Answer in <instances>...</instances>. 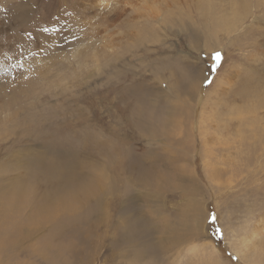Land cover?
Here are the masks:
<instances>
[{
	"label": "rangeland",
	"instance_id": "rangeland-1",
	"mask_svg": "<svg viewBox=\"0 0 264 264\" xmlns=\"http://www.w3.org/2000/svg\"><path fill=\"white\" fill-rule=\"evenodd\" d=\"M99 4L0 0V264H264V0Z\"/></svg>",
	"mask_w": 264,
	"mask_h": 264
},
{
	"label": "bare ground",
	"instance_id": "bare-ground-1",
	"mask_svg": "<svg viewBox=\"0 0 264 264\" xmlns=\"http://www.w3.org/2000/svg\"><path fill=\"white\" fill-rule=\"evenodd\" d=\"M128 1V0H127ZM118 2V1H117ZM133 2V1H132ZM99 5H100V9L99 10H103V11H105V12H107V13H110V12H112L114 9H116V5H115V0H99ZM123 4V3H122ZM129 4V3H128ZM132 4V3H131ZM93 5V4H92ZM118 10V9H117ZM134 10V9H133ZM148 10V9H147ZM96 11V10H95ZM152 11L154 12L155 11V8L154 9H152ZM151 12V11H150ZM99 14V13H98ZM105 14V16H106V13H104ZM106 18H108V17H106ZM108 22V21H107ZM99 24V23H98ZM193 86H195V85H193ZM263 221V220H262ZM259 223H260V220H259ZM262 223V222H261ZM255 225V224H254ZM257 225V224H256ZM262 225V224H261ZM262 226H264V225H262ZM255 227V226H254ZM259 227H260V225H259ZM256 228H257V226H256ZM261 228V227H260ZM262 229V228H261ZM252 230V229H251ZM259 229H256V231H258ZM264 230V229H263ZM253 231V230H252ZM251 231V233L253 234V232ZM258 232H261V231H258ZM257 232V233H258ZM256 234V233H255ZM250 236H251V234H250ZM258 236V235H257ZM256 236V237H257ZM252 237V236H251ZM248 238H250V237H248ZM194 245V244H193Z\"/></svg>",
	"mask_w": 264,
	"mask_h": 264
},
{
	"label": "snow or ice",
	"instance_id": "snow-or-ice-1",
	"mask_svg": "<svg viewBox=\"0 0 264 264\" xmlns=\"http://www.w3.org/2000/svg\"><path fill=\"white\" fill-rule=\"evenodd\" d=\"M45 31H47V29L45 30ZM214 60L217 62L216 64H214L213 65V71H215V69H216V67L218 66V63H219V61H220V59H221V54L219 53V52H216L215 54H214ZM212 219H213V221L215 220V217H212ZM217 231H219V230H217Z\"/></svg>",
	"mask_w": 264,
	"mask_h": 264
}]
</instances>
